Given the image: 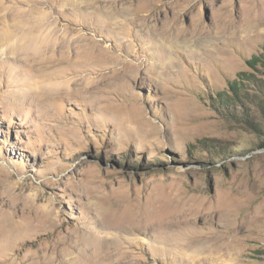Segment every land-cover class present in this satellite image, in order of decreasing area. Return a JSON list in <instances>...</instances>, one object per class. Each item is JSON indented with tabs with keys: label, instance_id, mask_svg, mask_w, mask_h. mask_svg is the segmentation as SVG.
Returning <instances> with one entry per match:
<instances>
[{
	"label": "rangeland",
	"instance_id": "374dc122",
	"mask_svg": "<svg viewBox=\"0 0 264 264\" xmlns=\"http://www.w3.org/2000/svg\"><path fill=\"white\" fill-rule=\"evenodd\" d=\"M5 17L91 37L100 61L46 101L42 65L0 49V264H61L88 228L117 234L112 264H264V0H0ZM188 226L235 230L238 253L173 243Z\"/></svg>",
	"mask_w": 264,
	"mask_h": 264
},
{
	"label": "bare ground",
	"instance_id": "6f19581e",
	"mask_svg": "<svg viewBox=\"0 0 264 264\" xmlns=\"http://www.w3.org/2000/svg\"><path fill=\"white\" fill-rule=\"evenodd\" d=\"M106 12L109 13L108 15H111L112 10ZM2 23L3 29L0 30V49L5 46V50L14 55L15 58H26L27 60L33 62L36 67L42 65L37 69V71L39 72L38 76H42L43 79L38 80L36 83L38 85L33 86L32 91H28V93H33L34 96L48 101L57 99L58 96H71L75 92L82 91L83 87L85 89L89 88L87 85L93 82V80L88 77L89 75L70 77L67 73L70 70H74V73L77 74L83 67H96L99 65V48L97 47L96 41L91 37H87L86 35L74 37L69 34L70 32L59 33L56 27H51L53 23H51V21L47 18L38 20L36 18L5 17ZM113 24L114 23L112 22V25ZM92 26H95V23H93ZM117 40L119 39L117 38ZM127 63L128 62H126V64ZM129 64L130 63H128V65ZM46 68H51V71L44 72L43 70ZM52 78L55 79L52 80ZM189 212L186 213V217L188 218L189 216L210 214V211H205V209L199 210L197 213L193 214H190ZM183 215L185 216V213ZM141 218L144 219V217ZM141 218H130L127 220L129 221V224L126 226H123L122 223L116 224L117 229H119V227H124L126 229L125 231L131 232V229H135L139 226L138 224L142 221ZM114 229L117 230L116 228ZM0 232L2 231L0 230ZM171 232L173 233V231ZM214 232L208 231L204 233L196 226H188L184 228L183 231L181 230L179 233L174 235L173 243H178L184 247L201 245L198 249L194 248L195 254L199 255L209 254V256H211L212 254H218L220 257L225 256L229 258L238 253V247L241 244L242 238L240 239L238 237L235 230L228 228L220 233ZM116 236V233L101 235L99 232L88 228L85 231L80 232L77 237L72 239L67 238L63 242L68 245L74 244L78 255L74 258H67V260H63V262L60 263L112 264L115 258L124 256L127 252L124 249V246H122V244L117 240L118 236ZM79 245H82L83 247ZM3 249L4 247L0 244V252H2ZM45 259L47 260V258ZM29 260L31 259L29 258ZM39 263L44 264L42 261H39Z\"/></svg>",
	"mask_w": 264,
	"mask_h": 264
},
{
	"label": "trees",
	"instance_id": "16d2710c",
	"mask_svg": "<svg viewBox=\"0 0 264 264\" xmlns=\"http://www.w3.org/2000/svg\"><path fill=\"white\" fill-rule=\"evenodd\" d=\"M259 92L261 93L260 95H258V93H255L256 96H260L262 99L264 98V90L259 89ZM264 107V106H263Z\"/></svg>",
	"mask_w": 264,
	"mask_h": 264
}]
</instances>
